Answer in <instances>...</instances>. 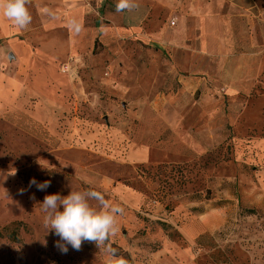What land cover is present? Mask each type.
Masks as SVG:
<instances>
[{
	"label": "rangeland",
	"instance_id": "1",
	"mask_svg": "<svg viewBox=\"0 0 264 264\" xmlns=\"http://www.w3.org/2000/svg\"><path fill=\"white\" fill-rule=\"evenodd\" d=\"M207 1L203 34L179 13L185 39L177 14L101 31L108 1L69 51L45 45L62 16L40 3L0 35V264H106L44 227L46 195L87 189L124 208L107 243L127 264H264V0ZM15 42L47 61L21 70Z\"/></svg>",
	"mask_w": 264,
	"mask_h": 264
},
{
	"label": "clouds",
	"instance_id": "2",
	"mask_svg": "<svg viewBox=\"0 0 264 264\" xmlns=\"http://www.w3.org/2000/svg\"><path fill=\"white\" fill-rule=\"evenodd\" d=\"M30 0H0V15L11 21L14 26L24 30L29 27L32 16L29 12ZM138 7L135 0H117L116 11H131ZM69 26L79 31L81 25L76 20H70ZM15 174V171L10 173ZM38 190H45L50 181L38 183ZM23 190H21L22 194ZM95 202V205L92 202ZM41 210L44 212V227L54 231L60 240L56 246L64 253L70 245L74 250H80L85 241L93 242L98 249L103 248L108 253L106 264H127V261L117 256V250L112 248L110 237L117 231V217L123 215L124 208L118 204H110L102 192L87 189L73 191L66 196L59 193L44 197Z\"/></svg>",
	"mask_w": 264,
	"mask_h": 264
},
{
	"label": "crops",
	"instance_id": "3",
	"mask_svg": "<svg viewBox=\"0 0 264 264\" xmlns=\"http://www.w3.org/2000/svg\"><path fill=\"white\" fill-rule=\"evenodd\" d=\"M103 1H108V4H110L111 7L116 6L117 3V0H30L29 5L33 7V4L37 6L40 3V5L44 7L43 10H40L45 15H48L50 12L54 11L58 13V16H62L60 20L53 22H49L47 20L44 23V26L46 28L61 30H57L51 33L52 35L50 36L47 35V42L45 43V45L49 47L48 49H51V51L58 53L64 50L69 51L72 46L76 44V41L78 40L77 37L81 36V34L83 33V31L81 30L85 29L86 16L90 13L87 5L94 2L99 4ZM193 1L194 0H135V3L138 5V7L134 8L131 11L125 10L122 12H113L106 9L104 11V15L107 20L111 21L112 24H106L108 26H104L101 31H103V29H106L108 31L110 29L115 30L114 32H116L118 35H121L120 32L127 31L129 27L139 28V25L143 22L146 14H148L147 17L151 16L153 19L159 18L160 16H162V14H165L167 16L177 14L175 16V20L171 21V26H175L176 31H178L176 37H178L179 39H185L187 37V33L183 31L187 30V25L185 23L190 20V18L197 21L196 27H199L201 29L200 33L203 34L202 32L205 28L204 22L208 19L209 15L208 1L200 0L201 10L195 9ZM111 3H113V6L111 5ZM182 10H185L186 12H188V14L190 10V18H181L179 13H181ZM70 20H76L79 22V24L81 25L79 31L69 26ZM129 21H132L133 23L129 24ZM31 25L32 24H30L27 29L21 30L14 26L11 21L0 15V35H2V37H8L12 34L16 35L21 31H27L30 27L32 28ZM11 46L14 47V49L18 50L17 61L19 62L18 65L20 64V66L22 67L21 70L23 71H26L29 68H33V63L35 60L41 61V63H43V61H47L46 57L48 56L46 55V53L38 52V54H35L32 51L31 46L24 48L21 42H15L11 44ZM24 55L28 56L27 60L29 61V63L23 61ZM14 57L15 59L13 61H16V56L14 55ZM41 66H43V64L40 65V68ZM13 89H15L16 91H22L18 87H13ZM13 89H11V91Z\"/></svg>",
	"mask_w": 264,
	"mask_h": 264
},
{
	"label": "water",
	"instance_id": "4",
	"mask_svg": "<svg viewBox=\"0 0 264 264\" xmlns=\"http://www.w3.org/2000/svg\"><path fill=\"white\" fill-rule=\"evenodd\" d=\"M14 59H15L14 55L13 54H9V60L13 61Z\"/></svg>",
	"mask_w": 264,
	"mask_h": 264
}]
</instances>
